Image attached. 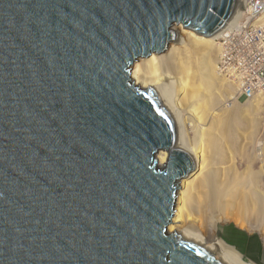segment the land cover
<instances>
[{
	"label": "water",
	"instance_id": "water-1",
	"mask_svg": "<svg viewBox=\"0 0 264 264\" xmlns=\"http://www.w3.org/2000/svg\"><path fill=\"white\" fill-rule=\"evenodd\" d=\"M246 2L0 0V264H251L172 232L200 158L172 89L133 70Z\"/></svg>",
	"mask_w": 264,
	"mask_h": 264
},
{
	"label": "bare ground",
	"instance_id": "bare-ground-1",
	"mask_svg": "<svg viewBox=\"0 0 264 264\" xmlns=\"http://www.w3.org/2000/svg\"><path fill=\"white\" fill-rule=\"evenodd\" d=\"M183 32L185 37L169 48L168 55L151 56L146 63L140 62L143 68L134 65L135 77L142 87L168 85L172 89L170 99L176 102L177 98L184 125L183 140L200 158V165L181 181L184 188L179 220L171 230L192 232L218 246L222 257L232 253L244 260L243 252L223 243L217 232L221 227L223 235L243 240L240 232L236 234L240 237L231 234L230 212L234 209L240 227L248 234H259L264 242V149L258 142L260 131L264 133L258 118L260 100H245L239 78L244 71H225L224 61L228 58L225 53L223 60L219 58L216 39L185 29ZM230 75H237V81H233L237 83L241 104L227 110L223 108L224 100L236 89ZM188 114L197 125L193 139L186 134ZM166 158V152L158 154L160 165Z\"/></svg>",
	"mask_w": 264,
	"mask_h": 264
},
{
	"label": "built area",
	"instance_id": "built-area-1",
	"mask_svg": "<svg viewBox=\"0 0 264 264\" xmlns=\"http://www.w3.org/2000/svg\"><path fill=\"white\" fill-rule=\"evenodd\" d=\"M215 39L228 58L225 71L237 73L243 69L244 74L239 76L243 96L260 100L264 118V0H247L241 20ZM238 57L244 61L238 62ZM229 78L237 81V75Z\"/></svg>",
	"mask_w": 264,
	"mask_h": 264
},
{
	"label": "rangeland",
	"instance_id": "rangeland-1",
	"mask_svg": "<svg viewBox=\"0 0 264 264\" xmlns=\"http://www.w3.org/2000/svg\"><path fill=\"white\" fill-rule=\"evenodd\" d=\"M176 29L183 35V37H185V34L183 32V28L182 27H176ZM187 31H189V30H187ZM183 37L178 38V41L176 42V44L179 43L180 41H182ZM213 38L215 39L216 37H213ZM176 44L173 43L171 46H173V45L176 46ZM171 46H170V48H171ZM169 53H170V51L168 50L163 55H168ZM219 58L222 59V60L224 58V53H223V51L221 52V50H220V53H219ZM243 59H244L243 57H238L237 58V61L243 62ZM140 62L146 63L145 60H140V61L136 62L135 65L136 64L137 65H139V64L141 65ZM227 62L228 61H224L225 64ZM142 65H141V67H142ZM216 66H217L218 69H220V66L219 65L216 64ZM141 67H140V69H141ZM134 68H135V66H134ZM134 68H133V70H134ZM163 73L165 74L166 73V70L165 71L163 70ZM222 75H224V74H222ZM225 79H226V77H225ZM227 79H229V78H227ZM230 81H233V80H230ZM234 83L236 85V89L234 90L235 93L232 94L231 96H228V98L224 100L225 102H224L223 108L224 109H227V110H229L230 108L233 109L234 108L233 105L241 104V101L237 99L238 94H239V91H238V88H237L238 86H237V83L236 82H234ZM152 87H154V86H152ZM240 91L243 94L242 88L240 89ZM175 100H176L175 103L177 104V102H178L177 101V98H175ZM245 100H246V98H245ZM258 108H259L258 118L260 120V123L262 124L261 129L262 128L264 129V119H263V115H262V111H261L260 105L258 106ZM186 116L189 117V119H186L187 122L185 121V123H186V127H185L186 128V134H187V136L190 139H193V138H195L196 133H197L196 132V126L197 125L195 126V123L193 122V120H195V119H193L191 117V115L188 114ZM190 118H191V120H190ZM193 124L195 126V129L193 127ZM191 125H192V127H191ZM258 139H259V141H258L259 142V146H261L264 149V133L262 131H260V134L258 135ZM262 153H264V151ZM232 210H234V209H231V212H230V217H231L230 218V225L232 227L231 228V234H232V236L233 235L235 236L236 234H239V232H240V234L243 235L242 236L243 237V240L242 241H239V240H236L237 238H235V237H231L230 238L229 236H227L225 234L223 235V231H222V228L221 227H218V232H217L218 233V237L220 239H222L223 240L222 242L225 243L226 245L238 247L240 249V251L243 252V254L245 256L244 257V261H247L249 263H252L255 260V264H264V244H263L264 242H263V239H261V237H260L259 234H255V233H252V234L249 233L248 234V231L247 230H244L243 228H241L240 225H239V223H238L239 222L238 221L239 216L236 213L237 211L234 213V211H232ZM232 217L235 218V219H233ZM237 237H240V236H237Z\"/></svg>",
	"mask_w": 264,
	"mask_h": 264
},
{
	"label": "clouds",
	"instance_id": "clouds-1",
	"mask_svg": "<svg viewBox=\"0 0 264 264\" xmlns=\"http://www.w3.org/2000/svg\"><path fill=\"white\" fill-rule=\"evenodd\" d=\"M259 104H260V102H259ZM261 107V106H260Z\"/></svg>",
	"mask_w": 264,
	"mask_h": 264
}]
</instances>
